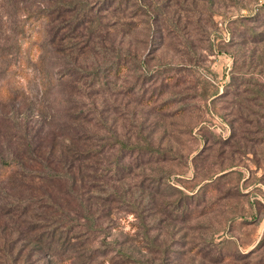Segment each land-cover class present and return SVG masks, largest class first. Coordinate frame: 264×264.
Returning a JSON list of instances; mask_svg holds the SVG:
<instances>
[{"label": "rangeland", "instance_id": "374dc122", "mask_svg": "<svg viewBox=\"0 0 264 264\" xmlns=\"http://www.w3.org/2000/svg\"><path fill=\"white\" fill-rule=\"evenodd\" d=\"M9 4L0 0V116L15 108L35 115L48 95L37 49L17 53L13 32L20 17ZM263 5L128 0L118 10H100L90 25L94 35L129 56L122 75L101 79L96 103L101 112L108 110L116 140L136 146L113 154L124 158L129 184L142 187L134 192L145 195L148 210L145 239L132 215L121 216L108 239L118 236L146 264H210L197 255L206 251L220 253L222 264H264V105L255 99L259 89L264 95V45L256 43L264 27L251 20ZM48 27L44 20L34 22L32 37L45 43ZM46 62L55 72L53 59ZM17 87L23 97L6 101V91ZM159 182L161 195L154 193ZM39 187L55 202L76 206L65 183ZM197 192L202 197L194 215L174 219L169 204ZM153 198L160 203L157 211L149 207ZM209 238L214 243H204Z\"/></svg>", "mask_w": 264, "mask_h": 264}, {"label": "trees", "instance_id": "16d2710c", "mask_svg": "<svg viewBox=\"0 0 264 264\" xmlns=\"http://www.w3.org/2000/svg\"><path fill=\"white\" fill-rule=\"evenodd\" d=\"M6 2L20 17L13 32L17 53L22 54L23 47L37 49V65L48 99L35 115L30 109L19 112L15 108L9 116H0V264H146L139 254L135 257L125 250L127 243H119L118 236L108 239L124 215L140 221L139 235L145 239L144 216L148 210L145 195L134 192L142 191V187L129 184L124 158L113 154L136 146L116 140L107 126L108 110L101 112L96 103L95 88L101 79L107 82L122 75L128 70L129 56L114 42L106 43L94 35L90 28L97 12L118 10L123 4L127 6L128 0L91 4L88 0ZM261 10L264 5L251 20L264 27ZM41 20L49 26L45 43L32 37L34 22ZM28 21L32 25L27 27ZM258 38L256 43L264 45V30ZM31 40L38 42L31 44ZM27 51L30 57L35 56ZM50 59L55 72L46 62ZM5 95L6 101L16 102L24 93L17 87ZM255 97L264 105L262 90ZM42 183H65L67 195L76 206L55 202L47 191H41ZM158 184L154 193L164 194L165 189ZM202 193L206 195L207 190ZM202 193L185 196L187 201L182 200L184 196L173 200L169 204L173 218L193 216ZM151 200L149 207L153 210L155 205L157 211L160 203ZM204 243L214 240L209 238ZM111 246L119 250L113 253ZM197 255L210 264L225 262L218 252Z\"/></svg>", "mask_w": 264, "mask_h": 264}]
</instances>
